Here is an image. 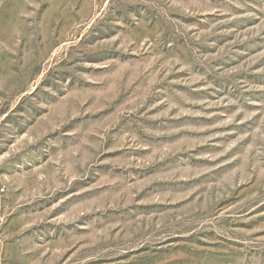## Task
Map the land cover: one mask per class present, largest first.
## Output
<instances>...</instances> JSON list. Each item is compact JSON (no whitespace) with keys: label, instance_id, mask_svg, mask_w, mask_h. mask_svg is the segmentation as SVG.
<instances>
[{"label":"rangeland","instance_id":"rangeland-1","mask_svg":"<svg viewBox=\"0 0 264 264\" xmlns=\"http://www.w3.org/2000/svg\"><path fill=\"white\" fill-rule=\"evenodd\" d=\"M0 264H264V0H0Z\"/></svg>","mask_w":264,"mask_h":264}]
</instances>
